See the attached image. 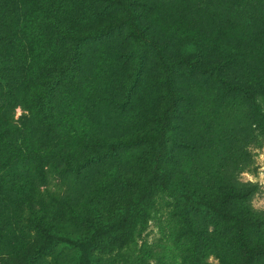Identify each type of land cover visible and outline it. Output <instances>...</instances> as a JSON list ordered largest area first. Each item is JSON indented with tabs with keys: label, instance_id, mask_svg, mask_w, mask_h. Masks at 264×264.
<instances>
[{
	"label": "trees",
	"instance_id": "16d2710c",
	"mask_svg": "<svg viewBox=\"0 0 264 264\" xmlns=\"http://www.w3.org/2000/svg\"><path fill=\"white\" fill-rule=\"evenodd\" d=\"M146 1L0 0V242L11 240L1 233L10 205L26 237L19 250L0 252V264H42L45 256L53 264L122 263L129 229L165 207L171 259L162 264H177L176 256L182 264H213L211 253L217 264H264V214L249 205L257 186L219 184L216 165L209 178L177 172L173 157L179 111L183 101L191 110L199 76L224 97L243 98L264 133L256 90L244 80L264 89L257 56L264 0L232 4L238 47L201 37L175 45L177 32L157 30ZM166 5L175 16L199 4ZM101 44L112 53L108 63ZM149 66L158 72L155 86L145 102L134 101ZM185 70L183 89L178 78ZM112 113L123 128L108 135ZM11 192L15 198L7 199ZM72 247L78 254L59 262V252Z\"/></svg>",
	"mask_w": 264,
	"mask_h": 264
},
{
	"label": "rangeland",
	"instance_id": "374dc122",
	"mask_svg": "<svg viewBox=\"0 0 264 264\" xmlns=\"http://www.w3.org/2000/svg\"><path fill=\"white\" fill-rule=\"evenodd\" d=\"M235 0H198L197 7L190 10L191 13L170 16V9L166 0H147V10L156 29L175 31L183 35V40L178 35H173L175 45H191L199 41L200 37L207 41L223 40L241 44L240 31L233 28V23L239 17V12L232 6ZM111 43L113 39H109ZM248 45V44H244ZM98 49V46H97ZM264 43L257 50V56L264 61ZM98 51L102 52L103 58L109 62L112 53L105 44H101ZM146 68L142 73V82L133 97L134 101H146L150 96L149 90L155 86V78L158 72ZM187 70L178 78V82L184 88V82L188 76ZM245 83L252 84L255 88L257 101L264 112V89L257 81L245 78ZM201 84H192V108H185L186 102H182L180 117L178 118L179 132L178 143L174 145V166L177 172L188 173L204 178H209V166L216 165L221 175L218 183L221 185H234L241 187L254 184L257 191L249 198V205L254 211L264 214V133H261L252 122L249 108L243 98L234 95L224 97L221 90L214 83L206 82L204 77L199 76ZM21 115L20 108L16 109L15 118ZM118 115L109 114L107 121L110 126L106 129L108 135L120 133L122 124L117 125ZM130 124V118L125 117ZM121 121L124 123V119ZM113 129H112V125ZM125 124V123H124ZM57 182L62 191L67 192L71 186L65 180L59 178ZM61 191V192H62ZM16 193L6 194L7 199L15 198ZM15 201V200H14ZM10 211L5 214L10 216L8 222H1V233L10 237L0 242V252L19 250L26 237L18 232L15 222L18 221L19 211L14 205H10ZM171 221L167 214V208L156 217L146 221L135 222L129 229V240L126 243L125 261L119 264H162L171 259L167 245H171L168 235ZM28 238V237H27ZM66 248L59 252L57 260H72L71 255L78 252L74 247ZM75 252V253H74ZM149 253L146 255V253ZM74 253V254H73ZM143 257V259H142ZM176 263L182 264L181 257L176 256ZM207 260L213 264L219 263L214 253ZM165 261V262H164ZM42 264H53L51 256H45ZM170 264V263H167Z\"/></svg>",
	"mask_w": 264,
	"mask_h": 264
}]
</instances>
